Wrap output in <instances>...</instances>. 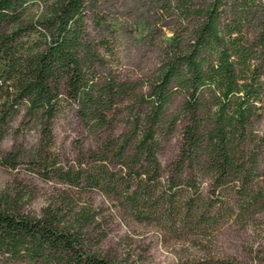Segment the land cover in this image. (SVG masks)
<instances>
[{
  "label": "trees",
  "instance_id": "16d2710c",
  "mask_svg": "<svg viewBox=\"0 0 264 264\" xmlns=\"http://www.w3.org/2000/svg\"><path fill=\"white\" fill-rule=\"evenodd\" d=\"M223 4L209 0L193 10L201 20L192 41L162 59L142 92L116 70L100 71L112 51L102 40L107 52L100 53L88 37L89 0H0V137L22 114L39 135L28 163L43 179L57 177L79 192L98 189L117 200L122 216L155 219L180 233L263 210V141L255 123L264 105V26L252 38L245 27L252 11L227 16ZM178 94L182 102L171 108ZM68 104L76 105L90 134L109 133L81 153L76 166H64L52 147L53 122ZM120 121L124 132L112 136ZM178 127L179 157L163 167L157 152ZM22 157L10 150L0 163L15 168ZM25 195L23 187L0 192V256L6 261L138 264L129 250H100L107 232L93 206L63 192L39 214L27 213ZM208 264L247 263L223 258Z\"/></svg>",
  "mask_w": 264,
  "mask_h": 264
},
{
  "label": "rangeland",
  "instance_id": "374dc122",
  "mask_svg": "<svg viewBox=\"0 0 264 264\" xmlns=\"http://www.w3.org/2000/svg\"><path fill=\"white\" fill-rule=\"evenodd\" d=\"M209 0H89L86 13V31L100 53L105 40L112 53L106 55V66L100 71L116 70L121 77L138 83V91L147 92V81L170 52L187 48L201 20L193 10L205 7ZM249 8L246 24L248 34L255 38L264 26V0H224L222 8L230 16L234 11ZM260 82L264 102V62ZM175 97L171 108L182 102ZM119 118L126 114L124 106ZM264 104V103H263ZM22 114L12 128L0 137V156L7 151H19L23 157L15 168L0 163V192H12L23 187L26 195L21 207L27 213L39 214L49 203L63 193H70L74 202L87 204L98 210L107 235L98 246L102 252L120 255L129 250L130 259L138 264H208L216 259L234 258L250 264L264 258V209L253 213L252 208L231 218L221 216L218 222L202 230L180 233L170 225L155 219L137 220L118 213L117 200L106 198L98 189L78 190L57 177L43 179L28 163V156L38 143L36 130L25 122ZM53 151L64 166L77 165L81 153L95 149L108 132L100 136L90 134L77 114L75 104H68L53 122ZM118 122L112 136L124 132ZM257 135L263 141L260 169L264 177V105L261 118L255 123ZM180 127L162 143L157 152L163 167L179 157ZM118 165H112L117 169ZM208 186L209 178L202 180ZM0 264H27L9 262L0 256Z\"/></svg>",
  "mask_w": 264,
  "mask_h": 264
}]
</instances>
